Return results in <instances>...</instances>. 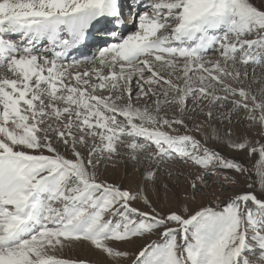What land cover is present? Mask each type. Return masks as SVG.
I'll list each match as a JSON object with an SVG mask.
<instances>
[{"label": "snow or ice", "instance_id": "1", "mask_svg": "<svg viewBox=\"0 0 264 264\" xmlns=\"http://www.w3.org/2000/svg\"><path fill=\"white\" fill-rule=\"evenodd\" d=\"M121 147L143 188L101 178ZM177 161L193 201L255 179L162 210ZM83 245L104 259L64 255ZM0 264H264V0H0Z\"/></svg>", "mask_w": 264, "mask_h": 264}, {"label": "rangeland", "instance_id": "2", "mask_svg": "<svg viewBox=\"0 0 264 264\" xmlns=\"http://www.w3.org/2000/svg\"><path fill=\"white\" fill-rule=\"evenodd\" d=\"M84 67L87 66L85 65ZM241 115H243V113ZM246 124L247 121H244L243 123H237L234 120L232 126L235 128V131L238 135L247 132L249 136L253 138H258L260 129L257 127L249 130L246 127ZM223 152L224 154L230 157L238 158L249 169H252L257 159V157L255 156L249 159L247 153L237 152L227 148L223 149ZM117 158L118 156H115L112 160H108L107 162H112L117 164L120 162V159ZM164 168H165L164 174L166 179L165 181H163V183L161 182V185H159V187L157 188L158 193L156 192L157 196H155V200H154L155 205L162 210H167L168 208L179 209L181 205H185V204L188 207L195 208L197 205L207 204L209 202L213 206H215L217 203H223L228 196H233L239 192L248 190L247 184L255 179L254 175L250 178L248 175L240 176L238 173H234V172H229L227 174L229 176L236 177L239 180V184H230L227 180L223 178V176L219 180H217L216 178H212L209 180L211 187L206 188L203 191H201L199 194H197L196 199L193 201L190 198H188L191 195V188L189 181L192 178H194L198 169L188 164L179 163L178 161L175 163L165 164ZM101 178L117 184L115 180H109L103 176H101ZM162 185H167L168 190L165 191ZM120 186L124 188L125 185L122 183V185ZM139 205L142 209H144V205L141 202ZM146 239L151 240V239H156V237L152 236ZM141 242L142 241H135L132 244L124 245V247L130 250H134L139 246ZM81 250H65L64 255L71 256L74 258L87 257L90 260L104 259L103 257H99L100 255L98 256L93 255L92 251L89 248H85L82 252H80Z\"/></svg>", "mask_w": 264, "mask_h": 264}, {"label": "bare ground", "instance_id": "3", "mask_svg": "<svg viewBox=\"0 0 264 264\" xmlns=\"http://www.w3.org/2000/svg\"><path fill=\"white\" fill-rule=\"evenodd\" d=\"M87 66V65H86ZM121 155L118 158L120 159L119 163H112L107 161H102L100 165V171L103 177L109 180H115L118 185H125L124 188L135 190L137 187L143 188L145 183V165H137L135 162L128 159L124 153L126 150L124 148L120 149ZM117 158V159H118ZM139 166V167H138ZM165 168L160 173L159 181L157 182L156 186L151 189L150 195L153 201L155 200V196H157V188L161 185V182L165 181ZM113 175V176H111ZM116 178V179H114ZM154 190V191H152ZM157 192V193H156ZM140 202H134V205L140 207ZM141 208V207H140ZM85 248H89L93 255L99 257H103L98 251L93 250L91 247L87 245L83 246H76L71 250H81L82 252ZM104 258V257H103Z\"/></svg>", "mask_w": 264, "mask_h": 264}]
</instances>
